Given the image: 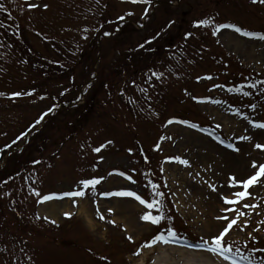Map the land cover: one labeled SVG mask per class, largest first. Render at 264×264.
Returning <instances> with one entry per match:
<instances>
[{
	"label": "rangeland",
	"instance_id": "obj_1",
	"mask_svg": "<svg viewBox=\"0 0 264 264\" xmlns=\"http://www.w3.org/2000/svg\"><path fill=\"white\" fill-rule=\"evenodd\" d=\"M3 1L22 26L20 38L25 37L31 52L21 53L11 37L6 40L0 34V157L38 124V116L51 107H64L83 90L72 82L83 69L94 65L89 61L75 71L89 37H95L108 20L116 24V18L124 15V22L139 20L140 28L130 27L129 34L107 40L102 50L94 51L93 60L100 58L98 72L107 75L108 82L104 87L96 84L99 91L93 103L76 111L61 110L50 120L54 112L45 116L49 117L31 132L43 129L22 151L17 170L9 178L7 172L0 176V264H163L159 259L163 256L178 264L181 255L208 260L209 264H231L219 255L203 256L205 253L188 248L172 249L163 243L142 246L158 233L166 234L168 228L176 231L177 240L195 245L210 242L228 223L217 217L230 220L235 216V212L223 211L233 205L224 204L222 197L232 198V193L242 190L231 185V178L247 179L264 163V148L255 147L264 145V129L254 126L264 123V82L256 94L240 96L226 93L229 90L215 83L216 77L195 85V76L213 73L212 69L197 71L194 76L178 53L182 34L194 21L203 20L197 17L222 15L227 17L222 22L234 21L236 27L257 36L217 28L216 45L237 63L264 75V39L259 38L264 33L256 31L264 27L258 18L264 16V4L254 7L250 0H219V4L215 0H184L180 9L172 4L174 12L164 15L171 25L158 26L162 14L140 20L142 7L132 2L133 6L116 0H23L39 7L47 5L40 9L27 6V10L20 0ZM201 58L196 55L191 61L196 65ZM56 64L68 71H60L53 66ZM44 66L58 70L56 76L45 74L48 78H44ZM27 91H35V95L23 99ZM64 93L69 96L62 99ZM191 96L202 99L195 106ZM174 116L200 120L208 133L188 129L175 120L163 125ZM23 141L24 136L20 144ZM139 144L151 164L145 165L138 157ZM96 148H100L99 155ZM176 157L188 164L179 163ZM253 161L257 168L252 167ZM8 165L13 166L12 159ZM131 170L137 171L136 177L131 176ZM129 176L135 182L127 179ZM90 177L101 179L94 188L86 189L83 197H68L74 210L71 219L59 216L46 221L42 217L40 208L50 200L41 202V194L79 190L80 181ZM151 182L159 186L153 188ZM160 190L175 207L171 206L172 212L167 206L162 210L167 218L176 216L174 220L164 218L160 230L141 219L148 209L136 202L127 204L128 197L102 198L104 193L132 191L151 203L150 197H157ZM248 192L251 195L235 205L247 215L224 237L233 254L248 241L264 240V223H259L264 221V177ZM110 200L118 202L103 203ZM245 203L258 206L243 208ZM152 214H156L155 208ZM245 220L247 226L241 230ZM138 250L140 254L135 255Z\"/></svg>",
	"mask_w": 264,
	"mask_h": 264
},
{
	"label": "snow or ice",
	"instance_id": "obj_2",
	"mask_svg": "<svg viewBox=\"0 0 264 264\" xmlns=\"http://www.w3.org/2000/svg\"><path fill=\"white\" fill-rule=\"evenodd\" d=\"M132 3H138V2H148V0H131ZM253 3H261L264 4V0H252ZM0 7H3V5H0ZM29 8L33 7H38V5L30 4L28 5ZM45 8L47 5L44 6ZM209 24L208 20H201L198 22V25H204L207 26ZM232 28L234 31L240 33L241 35L248 36V37H256L257 34L253 32H247L243 31L241 28L236 27L235 25H219V28ZM107 34V33H106ZM260 39H264V35L259 36ZM210 78V77H209ZM250 87H254V85H250ZM241 92H243V88L241 87L239 89ZM244 95H250L248 92H244ZM13 95H20V93H14ZM252 107H255L254 105ZM39 122V121H37ZM171 122V121H170ZM219 126V125H218ZM255 127H259L264 129V123H257L254 125ZM241 139H249L248 137H241ZM229 147H232L229 145ZM256 148H264V145L262 144H256ZM238 150V149H236ZM94 151L99 152L100 148L94 149ZM179 163L188 164V161L186 160H181L179 157L175 158ZM252 167L257 168V163L256 161L252 162ZM120 175H125L124 173H120ZM260 177H264V163L259 164L258 170L255 172V174L250 175L247 179L244 180H238L236 177L231 178V185L233 187H240L242 190H237L234 193H232V198H229L228 196H223L222 199L224 201V204L226 205H233L232 208H226L223 209V211H229V212H235V216L229 220V217L223 216V217H217V219H224L225 221H228L226 226L222 228V230L215 235L214 237L211 238L210 242L209 241H203L199 247L204 248L207 252L219 255L223 257L225 261H230L231 264H242V262H247V264H253L252 257L251 256H245L243 255L239 249L235 250V254H233V247L231 245H226L224 241L225 235L233 228L234 225L238 224V221L240 217L247 215V213L241 211L240 209H237L235 207L236 204H238L241 200L246 199L251 195V193L248 192L249 187L253 186L259 181ZM127 179L131 180L132 178L129 176ZM99 181L95 178L93 179H84L80 181V184L82 185V188L79 190L75 191H69V192H64L62 194H51V195H44L41 199V202L44 201H49L55 198H62V197H83L85 195V190L88 189L90 186L92 188L95 187V185ZM153 188H156V185L152 186ZM213 190H215L213 186ZM158 196H163V193H160L157 191L155 193ZM37 196H39V193H36ZM103 195H115L119 197H134L136 200L140 202V204L145 205L146 208L149 210L145 212L142 216L141 219L143 221L151 222L154 225L160 224L162 220H164V215L162 212V201L159 200H153L151 203L148 202L147 200L143 199L140 195L136 194L135 192L132 191H118L115 193H104ZM75 203V201H73ZM258 205L255 204H243V208H253L255 209ZM156 209L160 214L158 215H153L152 214V209ZM109 211H112L109 209ZM66 217H70L71 213H65L64 214ZM97 215L100 216L101 219H104L103 215L100 214L99 209H97ZM45 219H48L45 217ZM52 223H56L55 221H51ZM114 223V221L112 222ZM248 221L245 220L244 224L241 226V230H243V227L247 226ZM259 223H264V221H261ZM258 230V229H257ZM129 240L132 239L131 236L128 237ZM178 239L177 233L173 228H168L167 233H158L157 235L153 236L152 239L142 247H152L153 245L157 243H163V244H169L171 242H175ZM264 251V250H261ZM139 250L135 253V255H139ZM103 259V258H102ZM261 264H264V261L261 262Z\"/></svg>",
	"mask_w": 264,
	"mask_h": 264
},
{
	"label": "bare ground",
	"instance_id": "obj_3",
	"mask_svg": "<svg viewBox=\"0 0 264 264\" xmlns=\"http://www.w3.org/2000/svg\"><path fill=\"white\" fill-rule=\"evenodd\" d=\"M227 156L230 157L229 154H227ZM114 202H118V201L110 200L109 202H103V203L105 204V203H114ZM133 203L134 202L130 200L127 202V204H131V205H133ZM72 212H73V209L71 208L69 202L67 201H63L59 203L57 201L48 202L47 204L43 205L40 208V214H42L43 216L49 217L51 219H55L59 215H64L65 213H72ZM170 248L177 249L173 247H170ZM188 252L192 255L190 251ZM200 254H203V253H200ZM203 256H210V255L203 254ZM159 259L163 264H170V263L174 264L172 263V261H170L169 257L163 256V257H159ZM200 262L209 264L208 260H204V261L197 260L196 261V259L186 257L183 255H181V259L179 260L178 264H199Z\"/></svg>",
	"mask_w": 264,
	"mask_h": 264
},
{
	"label": "trees",
	"instance_id": "obj_4",
	"mask_svg": "<svg viewBox=\"0 0 264 264\" xmlns=\"http://www.w3.org/2000/svg\"><path fill=\"white\" fill-rule=\"evenodd\" d=\"M165 2H172V0H164ZM164 7L166 8V10L168 11V12H171V8H169V6L167 5V4H164ZM165 14V13H164ZM93 54H92V52H91V50L90 49H88V50H86V51H84L83 52V55H82V57H81V65H83V64H87L89 61H90V59H91V56H92ZM87 70L88 69H83L82 71H81V76H84L85 74H86V72H87ZM240 77V76H239ZM241 77H243V76H241ZM232 79H234V78H229V80H232Z\"/></svg>",
	"mask_w": 264,
	"mask_h": 264
}]
</instances>
